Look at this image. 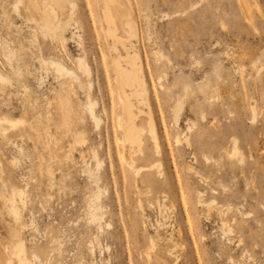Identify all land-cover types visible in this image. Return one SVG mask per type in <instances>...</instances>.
Listing matches in <instances>:
<instances>
[{"label": "rangeland", "instance_id": "rangeland-1", "mask_svg": "<svg viewBox=\"0 0 264 264\" xmlns=\"http://www.w3.org/2000/svg\"><path fill=\"white\" fill-rule=\"evenodd\" d=\"M16 1L0 0V69L11 80L0 119L24 124L0 138V193L23 194L18 219L0 194V264H19L20 238L27 264H264V0L253 25L237 0H133L132 44L120 30L121 43L105 38L95 0L59 13L65 40L44 36ZM134 53L142 96L115 64ZM40 54L84 81L76 59H87L98 127L77 82L43 68ZM126 96L140 149L124 142ZM92 151L103 162L96 181Z\"/></svg>", "mask_w": 264, "mask_h": 264}, {"label": "bare ground", "instance_id": "bare-ground-1", "mask_svg": "<svg viewBox=\"0 0 264 264\" xmlns=\"http://www.w3.org/2000/svg\"><path fill=\"white\" fill-rule=\"evenodd\" d=\"M28 1L30 3V6H32L35 9L38 16H36L35 14L29 11L30 6L27 4V0H17L15 3V7L18 8L20 5H23L25 10L29 13V20L33 22V24L35 23V25L37 24L39 26L40 31L44 36H48L49 34H54L65 40L64 31L67 24L63 23L59 13L60 12L62 13L67 8L76 10L79 6L78 0H28ZM95 1L101 10V18L103 23L102 29L105 33L104 35L107 40L109 38H113L114 40H117L118 42L121 43L122 41L120 37L122 36L119 37L118 35L119 30L123 32L126 39L131 44L133 43L132 42L133 40L139 39V37L141 36L140 34L141 32H140L139 23L135 17L136 12H135L133 0H95ZM237 2L244 19L249 24L253 25L254 13L252 10L257 6L256 9L258 10L259 8V10L261 11L260 9L261 4L259 5V3L256 2L255 0H237ZM33 37H35L36 39L37 35L33 34ZM128 50L127 52L129 53L130 51ZM6 56L10 63L16 57L15 53L11 50H8ZM38 58L40 65L43 68L47 70H52L55 73H57L59 76H65L77 82L78 87L82 90L85 96V104H86L85 107L98 127L102 119L96 113V107L98 102L92 95V89H93V81L91 79L92 68L88 63L87 59L86 58L76 59L78 68L88 78L87 81H84L81 78V76L78 74L76 69L66 65L63 61L57 58H45L43 54H40ZM115 64L118 75L120 77V83L122 85H127L131 87L135 92V94L137 95L142 96L147 94L149 88L147 85L146 78L142 74L143 65L140 64L139 55L137 53L136 54L134 53V55L129 56L127 58V65H128L127 67H125L120 60H118ZM13 70H14V76L16 78L15 81L19 82L20 81L19 79H21L22 76L23 69L19 65L17 68H14ZM10 82H11L10 78L0 69V90L4 91L5 85ZM123 108L127 119V123H125L123 120H121L120 122V126L123 128L125 133L124 142H130L133 145L136 144L140 149L142 138L140 135V130L137 128V125L135 123V117L133 114L134 112L132 113L131 105L128 101L127 96H126V101L123 103ZM151 119H152L151 136H153L156 146H158L159 141L157 139L158 134H156L157 131L154 125L155 124L154 118L151 116ZM23 124L24 121L21 119L12 120L9 118H1L0 138L9 137V134L11 133L12 130L16 131V129L21 127ZM76 137H77V141L79 142L84 141L82 135H78ZM126 153L127 152L125 151V154ZM228 155L230 157H236L237 155H239V149L237 145L234 146L233 150L230 153H228ZM91 158L95 164H94V168L93 169L89 168L88 171L91 177L96 181L98 178V174L100 172V168L102 167L101 164H103V162H101V160L98 158L95 151H92ZM2 162L3 159L0 152V166L2 165ZM130 162L133 161L130 160ZM0 194L2 195L1 197H3L4 199L3 205L5 207H9L12 213L14 214V216L16 217V219H18L20 217V208L17 204L16 198L17 196L19 197L22 196L23 194L22 191L18 190V188L15 186H11L9 188L7 184H4L2 193ZM95 201L98 202L96 203ZM99 201H100L99 196L97 195L96 197H94L93 206L96 208L100 207ZM102 218L103 217H101V219ZM11 252L16 257L19 264H27L26 245L21 238L18 240L17 243H13L11 245Z\"/></svg>", "mask_w": 264, "mask_h": 264}]
</instances>
